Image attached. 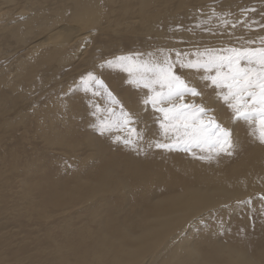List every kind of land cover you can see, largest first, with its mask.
I'll return each mask as SVG.
<instances>
[{"label": "bare ground", "instance_id": "6f19581e", "mask_svg": "<svg viewBox=\"0 0 264 264\" xmlns=\"http://www.w3.org/2000/svg\"><path fill=\"white\" fill-rule=\"evenodd\" d=\"M241 1L0 0V227L7 228L1 222L6 217L2 205L10 186L8 180L19 184L15 177H23L30 163L28 158L22 161L19 146L29 143L37 151V159L43 161V169L63 170L61 165L51 164L53 156L60 160L70 158L79 169L71 173L67 182L59 180L60 191L53 192L51 199L39 209L40 217L72 222V217L88 213L93 222L86 220L88 224L76 234L80 229L74 227V220L72 224H64L70 228L68 232L64 229L66 236L75 234L71 237L74 243L70 239V244L65 245L53 237V259L67 254L64 264H264V221L255 220L253 211L249 210L258 206L260 195L250 203L235 206L241 208L238 211L230 209L235 213L247 211L236 220L243 228H249V232L243 229L247 233L250 227L256 229L252 248L227 238L226 233L230 236L235 232L230 234L233 229L229 226L226 231H218L212 225L214 215L230 200L248 201L253 199V193L264 191L263 156L259 158L257 151L249 149L228 167L218 163L205 167L190 165L183 158L176 163L177 156L163 158L156 154L158 159L154 160L151 155L141 156L124 147L116 153L111 140L98 138L89 126L93 119L80 84H75L72 90L70 85L87 72L85 66L102 73L105 68L99 66L105 60L134 50L137 41L139 46L149 49L179 51L184 49L180 42L184 39L196 47L194 51L203 45L215 47L216 42L229 46L232 40L243 44L253 39L258 44L259 38L264 37V28L254 27L257 32L240 24L235 29L221 25V13H230L226 18L231 21L241 19L237 17L242 16ZM197 27L205 33L191 32L190 29ZM105 70L102 73L105 82L125 107L144 118L139 127L144 128L147 122L151 128V109H143L142 94L124 82V73ZM192 80L196 82L198 77L194 75ZM59 87L63 93L52 97L49 91H57ZM48 93L52 98L46 99ZM73 94L77 96L70 98ZM203 103L214 109L224 126L234 125L230 116L216 108L215 97L209 91ZM57 106L62 110L58 112ZM233 133L241 145V132L233 129ZM129 154H135V158L127 161ZM88 162L96 163L97 167L88 166ZM121 163H138V169L131 177L113 174ZM88 169L93 176L87 175ZM176 171L180 177L173 176ZM23 183L28 185L26 179ZM160 183L167 184L165 190L157 188ZM27 190L24 196H30L28 187ZM44 202L45 198L39 207ZM229 213L227 210L224 215ZM201 217L205 224L198 223ZM58 227L54 225L55 229ZM72 229L74 233L70 232ZM83 229L88 236L98 232L93 246L76 243ZM238 236L242 235L238 233Z\"/></svg>", "mask_w": 264, "mask_h": 264}, {"label": "snow or ice", "instance_id": "6c2138e0", "mask_svg": "<svg viewBox=\"0 0 264 264\" xmlns=\"http://www.w3.org/2000/svg\"><path fill=\"white\" fill-rule=\"evenodd\" d=\"M241 13L243 18L237 21L226 18L230 13H221V25L264 28V11L259 12L260 21L250 19L257 13L255 7ZM212 14L217 15L215 10ZM256 44L247 39L243 46L197 48L191 53L159 48L105 60L99 67L125 74L124 82L142 94L143 109H151L156 127L145 122L140 128V113L127 109L102 76L91 70L80 76L81 91L94 118L89 126L98 136L137 154L152 149L178 151L210 163L222 155H234L239 147L233 129L219 122L214 109L203 103L210 90L230 112L233 123L243 122L248 134L264 145V38ZM198 223L205 224L203 217ZM223 223L221 219L218 231H226Z\"/></svg>", "mask_w": 264, "mask_h": 264}, {"label": "rangeland", "instance_id": "374dc122", "mask_svg": "<svg viewBox=\"0 0 264 264\" xmlns=\"http://www.w3.org/2000/svg\"><path fill=\"white\" fill-rule=\"evenodd\" d=\"M241 2L244 3V6H241L242 3H240V9H239L240 13L239 14H242L241 8L244 9V8H249V7H255L256 9H258L257 13L252 14L250 17H252V19L257 20V21L261 20L259 12L264 11V0H246V1L243 0ZM257 3H258V6L256 5ZM237 17L242 19L243 15L242 16L237 15ZM190 30H191V32H203V33H205L203 30L198 29V27L196 29H190ZM254 31L259 32V30L258 29L256 30L255 28H254ZM262 38H264V37H262ZM180 40H181V38H180ZM183 41H184V44H183ZM222 41H224V40H222ZM232 41H234V46H243L244 45V43L243 44L238 43L239 44L238 45L236 43V40H232ZM232 41L230 42L231 45H229V46H233ZM180 42H182V46L184 47V49H182L184 51H182V50H180V51L187 52L188 51L187 48H188V46H190V43H188V41L186 39L181 40ZM139 44H140V41H137L136 43L133 44V46L135 48L134 50H132V51L126 50V52L125 51L122 52L123 54L122 53H118V54L119 55H126L130 52H132V53H135V52L148 53V52H150V50H151V52H153V51L155 52L157 50L156 47H154L155 49H153L152 47H150L151 49H149V47L139 46ZM219 44L220 43H218V45ZM218 45L216 42L215 47L210 46V45L209 46L203 45V46H198L197 48H199L201 50L206 48V47L207 48H213V47L214 48H217V47L221 48L222 45L221 46L220 45L218 46ZM225 46L223 45L222 47H225ZM254 46H258V44L254 45ZM194 48H196V47H191L192 52L194 51ZM185 49H187V50H185ZM139 50H141V51H139ZM191 50L189 49V51H191ZM189 53H191V52H189ZM119 55H115V56H119ZM85 68H88L87 71H90V65H88L87 67L85 66L84 69ZM104 68L107 69V71H109V68H106V67H104ZM105 69H103L101 71L103 74L106 71ZM91 71H93V70H91ZM85 72H86V70H85ZM102 73H100V71H99L97 74L101 75L102 78L104 79ZM115 75H118V73H116ZM79 77L76 78V80H77L76 83H74L75 81H73L70 84V85H72L71 90L74 89L75 84H78V85L80 84V81H79L80 79H78ZM49 92L52 93L51 94L52 97H53V95H55L54 97L56 98V97H60V95L63 93V90L61 91V88L59 87V90H57V91L51 90ZM209 92L211 93L210 90H209ZM51 95L48 93V95L46 96V99H47V97H49ZM73 95L74 96H72V95H68V96H72L70 98H75L77 96V94H73ZM52 97H49L48 99H50ZM62 98H66V96L64 97V95H63ZM215 102H216L215 106L218 110H220L221 114H223L225 116H230V112L226 109L225 106L222 105L221 102L219 103V101L216 100V97H215ZM217 103H218V105H217ZM58 107L59 106H57L56 109L59 112L62 110V107L61 106L59 107V108H61L60 110H58ZM91 119L94 120V118L92 116H91ZM141 122H144V118H142ZM0 123H1V121H0ZM33 123H35V120H33ZM77 124H79V123H77ZM150 124H151V128L154 129L156 127L152 123H150ZM233 124L235 126L233 125L231 128L234 127L233 129H238L241 132V137H242L243 142L241 145H239L238 150L232 156H223L222 155V156L217 157L216 159L212 160L209 163V162H203V161H200L197 159H193L191 157V155L186 154L184 152H178V151L174 153V152H166L163 150L152 149V150L148 151L147 153H141L140 155L141 156L151 155V157L154 160L158 159L156 157V154H160L163 158L177 156L178 158L176 160V163H178L183 158V160H187V163L190 165L197 166L195 164H199V165L205 166V167H211L215 163H218L222 167H228L234 161L240 160L241 156H242V152L244 150H249V149L257 151L259 158L261 156L264 157V145H261L258 141L254 140L248 134L249 130H248L247 125H245L243 122L233 123ZM143 125L144 124H141L142 127H143ZM96 136L98 138H101L102 140L106 141L105 137H100L97 134H96ZM240 141L241 140H239L238 143H240ZM28 144H26L27 146L26 145L25 146L21 145L22 147L19 146V150L21 149L22 161H24L25 159L27 160V158L30 161V163L27 166L28 170L24 171L23 177H18V176L15 177L16 181H18L19 184H15L12 180H8V185H10V186H9V189L6 190V192L4 194V198H3L4 200H6V202L2 205V208L5 211L6 217L2 218L1 224L6 223L5 227H7V228H3L4 226L0 227V228L4 229L3 231L0 232V264H64L66 258L68 257L67 254H65L62 257H59L57 254L58 259H53V257L51 256V251H52L51 249L53 248L52 244L54 243V241L52 242L51 239L53 237H55L53 240H57L60 243L62 242L65 245L67 243L70 244L69 243L70 239H72V241L74 243V238H71V237H73V235H75L77 232L81 231V228H83V226L86 225L85 223L87 221L88 222L90 221L91 224L93 222L91 221L88 213H87V216L85 213H83V216L81 214H80V216L74 215L75 217H72V222H71V220L70 221L69 220H61V222H60V219H58L59 221L55 222V220L51 221L49 218L40 217L39 209L44 204H46L49 201V199H51V195L53 192L60 191V190H58V188L61 187L59 180L60 181L65 180L67 182L68 179L72 176V174H71L72 172H78L79 171L78 167L76 166L78 164L72 162V160L70 158H63L62 160H60L59 158H56L53 156L52 158H50V160L52 161L51 164L53 166H54V164L58 165V166L61 165L60 169L62 168L63 170H61V172H60V171H56V169H53V171L51 172L48 168L43 169L42 168L43 161L41 159L40 160L37 159L38 158L37 151L35 152V148L31 144H29V145ZM28 146H30V147L28 148ZM121 147H123V146L113 143L112 150H114L116 153H119V150ZM133 158H135V154L134 155L129 154V155H127L126 160L130 161ZM32 160H35V161H32ZM94 165L97 167L96 163L92 164L91 162H88V166H94ZM112 166H116V164H114ZM136 166H138V163H134V165H132L131 163L130 164L121 163L119 168L116 169L113 172V174L131 177L133 171L138 169V167H136ZM90 170L91 169H88L87 175L93 176V174H92V172H90ZM145 170L153 171V170H149V169H145ZM56 172H58L59 174H57ZM58 175H59V177H58ZM173 176L180 177L181 174L179 171H176L173 173ZM24 179H26L28 181L27 186L23 183ZM107 179H111V177H108ZM49 184L52 186V188L49 186ZM47 185H48V187H47ZM166 186H167V184L160 183L157 185V188L163 191V190H165ZM27 187L30 189V191H29L30 196H29V194L27 196L23 195L24 191H28ZM263 192L264 191H261V192L257 191L255 193H253L254 194L253 199H250L248 201L240 200V201H236L233 203V201L230 200L225 208L221 209L217 214L214 215L213 220H212V225L214 227L216 225L215 230H217L218 227H220V220L222 219L224 222L223 223L224 229H227L229 226L230 230L233 229L230 234H232L235 231L232 234L233 236L230 234H229L230 236H228L226 233L225 235L227 236V238L234 239L235 242L242 243V244L252 248L254 245V240L252 239V237L254 236V233H255L254 231L256 229H254L253 227H250V233H247V231L249 232V230H248L249 228L248 229H247V227L243 228V226L240 224V222H237V220H240L244 216V213H246L247 211H241V212L235 213L234 211L231 212L230 209H235L234 207L237 205H240V204L250 203L251 201H253L255 199L256 195H260V197L264 196V194L261 195V193H263ZM32 196L36 197L35 200H33L31 198ZM44 198H45V202L39 207L41 200H43ZM230 203H232V205ZM119 208L120 207L118 206L117 210H119ZM240 209L241 208H237L235 210L238 211ZM227 210H229L230 213L227 216H225L224 212ZM249 210H251V212L253 211V216H255V220L264 221V199H261V201L259 202L257 207H251ZM78 217H80V218H78ZM11 219H13V220L9 221ZM16 219L20 220V222H13ZM73 220H74V224H75V226L74 225L73 226L76 229L79 228L80 230H76L75 234H73V235L66 236L65 231L67 230V228H68V230H70V228L68 226H64V224H67V223L72 224ZM234 220H236V221H234ZM50 222H52L51 223L52 225L49 224ZM58 222L62 223V227H61L62 229L60 228L61 230H59V227H58L61 224L59 223V225H58ZM88 222H87V224H88ZM11 223H13V224L11 225ZM236 223L237 224L239 223L238 226L240 225L239 226L240 231L238 230L239 232L237 231V228L239 229V227L236 226ZM54 225L58 227V228H56L57 230L54 228ZM232 225H233V227L231 228ZM93 226H95V225H93ZM235 228H236V230H235ZM11 229H12V232H9ZM13 229L15 231L17 230L18 233L17 232L15 233V231ZM64 229H66V230L64 231ZM243 229H245V230L247 229V231H244ZM7 230H8V232H7ZM68 230H67V232H68ZM72 230L70 232L74 233L75 229H72ZM84 230L85 229L82 230L83 235L81 237H76V240H75L76 243L80 242V243H83V244H86L89 246H93L95 239H96L95 236L98 234V232H94V234H91L90 236H88L87 232ZM96 230L97 229L95 228V231ZM221 231H223V230H221ZM4 232H6L7 234H5ZM212 232L215 234L214 229L212 230ZM238 233L240 235H242V236H240L241 239L238 236ZM243 233H245V235ZM246 233H247V236H246ZM50 235L52 237H49ZM65 237H67V238H65ZM236 238H237V240H236ZM245 240H247V241H245ZM51 242H52V244H51Z\"/></svg>", "mask_w": 264, "mask_h": 264}]
</instances>
